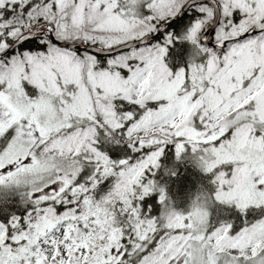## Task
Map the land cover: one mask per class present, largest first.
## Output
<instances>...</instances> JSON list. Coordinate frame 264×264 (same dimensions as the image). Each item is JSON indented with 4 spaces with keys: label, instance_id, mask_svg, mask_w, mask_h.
<instances>
[{
    "label": "snow or ice",
    "instance_id": "obj_1",
    "mask_svg": "<svg viewBox=\"0 0 264 264\" xmlns=\"http://www.w3.org/2000/svg\"><path fill=\"white\" fill-rule=\"evenodd\" d=\"M0 264H264V0H0Z\"/></svg>",
    "mask_w": 264,
    "mask_h": 264
},
{
    "label": "trees",
    "instance_id": "obj_2",
    "mask_svg": "<svg viewBox=\"0 0 264 264\" xmlns=\"http://www.w3.org/2000/svg\"><path fill=\"white\" fill-rule=\"evenodd\" d=\"M199 178L200 174L197 170L190 166L183 167L181 169V175L173 182L171 186L172 191H194L199 182Z\"/></svg>",
    "mask_w": 264,
    "mask_h": 264
}]
</instances>
